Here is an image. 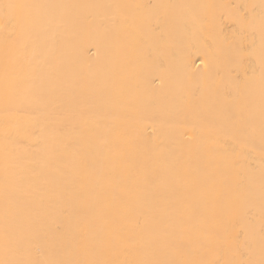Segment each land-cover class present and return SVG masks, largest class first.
<instances>
[{"label":"bare ground","instance_id":"1","mask_svg":"<svg viewBox=\"0 0 264 264\" xmlns=\"http://www.w3.org/2000/svg\"><path fill=\"white\" fill-rule=\"evenodd\" d=\"M0 264H264V0H0Z\"/></svg>","mask_w":264,"mask_h":264}]
</instances>
